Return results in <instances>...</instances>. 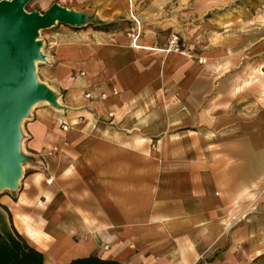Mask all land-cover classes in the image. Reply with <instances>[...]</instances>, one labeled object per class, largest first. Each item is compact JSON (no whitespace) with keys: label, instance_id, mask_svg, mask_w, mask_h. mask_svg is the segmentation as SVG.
<instances>
[{"label":"crops","instance_id":"crops-1","mask_svg":"<svg viewBox=\"0 0 264 264\" xmlns=\"http://www.w3.org/2000/svg\"><path fill=\"white\" fill-rule=\"evenodd\" d=\"M53 2L64 5L52 0L47 7ZM86 2L94 10L78 9L83 26L55 23L40 34L47 56L40 70L61 109L41 103L25 118L19 192L15 200L0 192V231L18 234L41 254L43 264H69L88 256L120 264H232V257L240 264H264V214L253 213L239 220L240 251L229 246L223 263L205 261L231 236L221 175L233 181L241 197L248 191L254 195L264 182V103L249 91L248 77L232 87H210L215 94H230V108H216L219 112L206 127L215 132L212 137L236 143L212 160L201 149L206 123L200 122L203 114L195 103L202 95L198 71H187L190 82L185 74L177 81L182 93H191L187 110L195 134L180 130L171 139L164 134L169 125L164 109L152 103L151 94L159 91L161 70L172 68L177 59L131 48L133 39L129 42L112 27L127 12L113 0ZM92 18L105 26H93ZM263 35L249 54L258 55L255 66L264 71ZM153 49L159 53L160 48ZM229 65L227 60L213 62L209 72L226 73ZM178 68L189 70L183 64ZM257 76L264 87V75ZM101 92L109 95L100 99ZM177 124L183 126L184 119ZM153 137L158 148L172 142L176 149H151Z\"/></svg>","mask_w":264,"mask_h":264},{"label":"rangeland","instance_id":"rangeland-1","mask_svg":"<svg viewBox=\"0 0 264 264\" xmlns=\"http://www.w3.org/2000/svg\"><path fill=\"white\" fill-rule=\"evenodd\" d=\"M50 1L52 0H30L25 5V9L27 11L42 12ZM131 1L133 4L132 11H130V6L132 5H129V9H126V0H113L114 4L127 12L114 20L115 25L112 27L120 29L125 37L129 38V42L134 35L139 34L138 38L141 39V42L147 43L152 48L165 50V52L159 53L155 50H146V52L152 53L154 56L162 55L164 57V55H168L169 57L170 55H174L169 57L172 62L177 59V61L172 63V68L166 69L163 72L161 70L159 74V91L156 92L155 89L151 94L152 103L164 109V119H168L169 122L164 134H169V138L174 139V136L179 134L180 130L189 135L193 133L190 131L193 128L191 126L192 114L190 109L189 111L187 110L189 100L192 98L191 93H188V89H184L182 93L181 89L177 87V81L184 74V79L188 81L191 72L187 71L194 69L198 71L196 82L201 89L200 94H202L201 98L199 96V98L195 99V103L201 114H203L200 117V122L206 123L204 128L201 129L203 137H205L204 141H201V149L207 151L212 160L225 154L226 150H233L236 143L226 141L223 136L220 138L212 137L215 132L208 129L211 127H206L207 124L210 125L211 120L219 112L216 108L221 107L225 110L226 108H230L228 105L230 94H226L225 97L222 94H215L213 88L210 89V87L220 83H225L232 87L245 76L248 77L244 80L248 81L249 91L254 92L255 94L253 95L260 98L264 103V87L262 86V82L260 80L255 81L259 79L257 75H264V71L262 70V66H255L258 55L255 53L249 54L253 48L252 44L255 39L259 35L264 34V0ZM60 2L64 4L63 6L79 12H82L78 10L79 8L91 9L93 7L87 5L90 3H87L86 0H60ZM93 10L94 8L91 9V12ZM133 16L138 19L139 25H137ZM91 21L94 24L93 26H105L98 24V20L95 18H92ZM42 31H40V34ZM175 39L177 41V48L173 43ZM129 42L128 45H130ZM138 42H140L139 39ZM47 46H51V41L47 43ZM53 59L51 60V66L55 64ZM222 60H227L230 63L226 73L223 71L215 75L211 74L209 71H212V69L208 66L213 62ZM44 62L38 61L35 69V75L40 83L48 81L47 75L40 70L41 65H46ZM48 63L50 65V62ZM182 64L184 67H188L189 70L183 69V72H181V68L178 67ZM259 70L263 72L259 73ZM81 73L82 71L77 72L78 75H81ZM222 73L224 74L222 75ZM261 79H264V76ZM250 80L251 82H249ZM252 81L254 82L252 83ZM249 83L252 84L250 85ZM106 94L107 96L109 95L107 92ZM51 106L53 105L51 104ZM182 108L184 111L183 116L179 113V109ZM182 119H184L183 126L177 124ZM155 139L153 137L149 143L151 149H155L154 145L158 148V142ZM140 141H137L136 145H139ZM175 144L164 142L159 144V148L161 146L169 152L176 149ZM261 186L252 191L254 195L248 191L247 195L241 197V194L238 192L239 189L235 188L233 181H224V176L221 175L220 187L225 189L229 202V205L225 207V216L226 219H229L227 220L228 222H225V226L226 229L231 230V236H229L230 238H226V242H222L219 248H215L214 253L205 258V261H215L217 263L221 261L223 263V250L229 246H231L232 252L240 251L239 220L247 213L264 214V182H262ZM0 192L8 193L15 200V196L19 190L18 186H15L14 188L0 189ZM261 193L262 196L259 197ZM256 252H259V250L257 249ZM239 261L238 257H232V264H240Z\"/></svg>","mask_w":264,"mask_h":264},{"label":"water","instance_id":"water-1","mask_svg":"<svg viewBox=\"0 0 264 264\" xmlns=\"http://www.w3.org/2000/svg\"><path fill=\"white\" fill-rule=\"evenodd\" d=\"M30 0H0V188L16 186L25 157L18 151L19 122L38 100L60 104L52 90L35 76L40 53L39 30L55 23L81 26V12L57 2L42 12L27 11Z\"/></svg>","mask_w":264,"mask_h":264},{"label":"trees","instance_id":"trees-1","mask_svg":"<svg viewBox=\"0 0 264 264\" xmlns=\"http://www.w3.org/2000/svg\"><path fill=\"white\" fill-rule=\"evenodd\" d=\"M1 216V214H0ZM0 264H43L41 254L27 246L18 234L0 231ZM69 264H120L96 256L73 259Z\"/></svg>","mask_w":264,"mask_h":264},{"label":"bare ground","instance_id":"bare-ground-1","mask_svg":"<svg viewBox=\"0 0 264 264\" xmlns=\"http://www.w3.org/2000/svg\"><path fill=\"white\" fill-rule=\"evenodd\" d=\"M131 0H126V4H127V9H129V5H131ZM131 7V6H130ZM133 18H134V20H136V22H137V25H139V22H138V19L136 18V17H134L133 16ZM40 31L41 30H39V34H38V37H37V39L38 40H40L41 41V46H40V53L44 56V60H35V67H37V62L38 61H41V62H44V61H46L47 60V56L46 55H44V53H43V49H42V40H41V38H40ZM139 37V34L138 35H134L133 36V40H132V42H131V47H133V48H135V49H144V50H155V49H153L151 46H148L147 44H145V43H143V42H141V39L140 38H138ZM138 39L140 40V42H138ZM158 51L159 52H165V50H163V49H158ZM95 64H92V66H94ZM217 67V66H216ZM215 68V67H214ZM88 69V68H87ZM36 71V70H35ZM217 71V70H216ZM93 73V71L92 70H90V72L88 73V75H90V74H92ZM36 76V75H35ZM36 79H37V81L38 82H40L39 80H38V78H37V76H36ZM42 83V82H41ZM48 88H50L51 90H52V88L49 86V85H47L46 83H44ZM56 100L57 101H59V99L58 98H56ZM41 103H43V104H50L47 100H38V101H35L31 106H30V108H29V110H28V113L20 120V122H19V125H18V127H19V138H18V151L20 152V150L21 149H23V121L25 120V118L27 117V115L30 113V111L32 110V108L35 106V105H37V104H41ZM52 107H54V105L52 106ZM55 109H61V107H54ZM25 132V131H24ZM21 153V152H20ZM22 154V153H21ZM23 155V154H22ZM22 163L20 162L19 163V166H20V170L22 169ZM19 178V177H18ZM18 180V179H17ZM16 180V181H17Z\"/></svg>","mask_w":264,"mask_h":264},{"label":"built area","instance_id":"built-area-1","mask_svg":"<svg viewBox=\"0 0 264 264\" xmlns=\"http://www.w3.org/2000/svg\"><path fill=\"white\" fill-rule=\"evenodd\" d=\"M173 43H174L175 47L177 48L178 46H177V41H176V39L173 41ZM111 93L115 95V94L118 93V91L115 90V89H113V90L111 91ZM85 97H86V98H91L92 96H91L90 93H86V94H85ZM98 97H99L100 99H105V98L107 97V94H106L105 92H101V93L98 95ZM108 116H109V117H112V116H113V113H112V112H109V113H108ZM62 127L65 128L64 125H62Z\"/></svg>","mask_w":264,"mask_h":264}]
</instances>
